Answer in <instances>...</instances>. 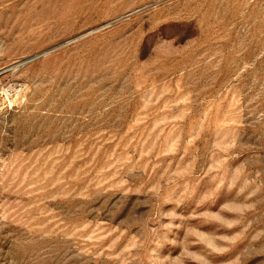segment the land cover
Instances as JSON below:
<instances>
[{
	"label": "rangeland",
	"instance_id": "374dc122",
	"mask_svg": "<svg viewBox=\"0 0 264 264\" xmlns=\"http://www.w3.org/2000/svg\"><path fill=\"white\" fill-rule=\"evenodd\" d=\"M0 264H264V0H0Z\"/></svg>",
	"mask_w": 264,
	"mask_h": 264
}]
</instances>
